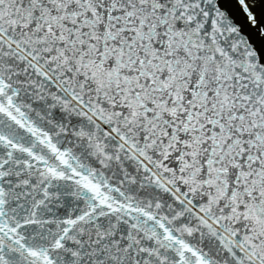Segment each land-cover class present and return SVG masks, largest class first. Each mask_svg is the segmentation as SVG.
Masks as SVG:
<instances>
[{
  "label": "snow or ice",
  "instance_id": "obj_1",
  "mask_svg": "<svg viewBox=\"0 0 264 264\" xmlns=\"http://www.w3.org/2000/svg\"><path fill=\"white\" fill-rule=\"evenodd\" d=\"M0 264H264V0H0Z\"/></svg>",
  "mask_w": 264,
  "mask_h": 264
}]
</instances>
